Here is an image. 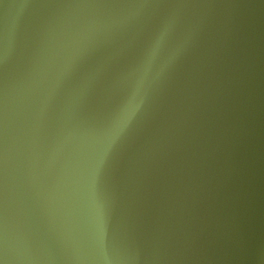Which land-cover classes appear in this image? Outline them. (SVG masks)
Returning <instances> with one entry per match:
<instances>
[{
    "label": "water",
    "instance_id": "1",
    "mask_svg": "<svg viewBox=\"0 0 264 264\" xmlns=\"http://www.w3.org/2000/svg\"><path fill=\"white\" fill-rule=\"evenodd\" d=\"M0 264H264V0H0Z\"/></svg>",
    "mask_w": 264,
    "mask_h": 264
},
{
    "label": "clouds",
    "instance_id": "2",
    "mask_svg": "<svg viewBox=\"0 0 264 264\" xmlns=\"http://www.w3.org/2000/svg\"><path fill=\"white\" fill-rule=\"evenodd\" d=\"M153 56H154V51L149 53V62L151 61ZM138 97H139V89H137L136 92H134L132 94V96L130 97V103H129V106L126 109L125 115H124L125 121H129L132 118V116L134 115L135 108H136V105L138 103Z\"/></svg>",
    "mask_w": 264,
    "mask_h": 264
}]
</instances>
